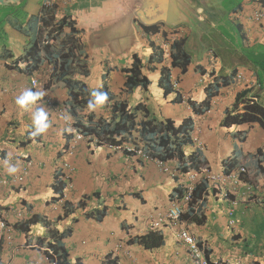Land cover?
<instances>
[{
    "label": "crops",
    "instance_id": "0c3cea01",
    "mask_svg": "<svg viewBox=\"0 0 264 264\" xmlns=\"http://www.w3.org/2000/svg\"><path fill=\"white\" fill-rule=\"evenodd\" d=\"M80 1L56 0L60 7L57 17L69 16L68 9ZM86 1L88 7L104 11L105 3L118 10L135 0H118L115 4L108 0ZM139 1L145 4L144 11H148L147 0ZM183 1L195 12L196 21L191 26L167 27L161 21L151 26H159L161 30L176 29L187 39L192 65L185 74L178 73L184 94L199 104L207 100V87L217 79L236 70V77L241 75L243 80L236 78L233 84L220 88L213 97L219 100L215 108L208 114L197 115L186 103H174L172 96L163 94L162 64L155 61L148 64L150 40L143 29L151 26L140 24L138 20L134 22L138 35L134 54L143 61V75L149 85L133 92H125L122 69L132 62L134 54L116 64L111 57L91 51L83 31L82 60L89 74L79 76L78 80L90 92L105 86L110 101L95 110L84 109L80 121L85 122L86 111L95 115L96 121L110 120L115 103H125L131 110L141 104L136 112L139 122L151 118L170 119L179 125L194 116V129L199 128L197 135L204 145V170L221 173L224 162L234 159L235 170L244 166L247 175L242 181L237 180L236 190L229 183L207 182L206 192L194 200L191 207L184 208L179 226L173 227L163 217L172 196L183 192L187 178L176 181L154 161L143 158L142 151L148 153L145 143L115 145L118 149L114 150L104 143L94 145L80 141L69 154L75 120L69 112L71 101L67 88L51 79L54 60L43 54L40 70L29 76L24 58L37 41L39 23L36 18L47 1L0 0V179L17 176L24 164L29 169L21 185L0 184V211L9 224L33 216L46 218L45 222L40 220L31 225L27 234L13 230L9 241L0 239L5 242L1 264H50L45 254L46 242L42 239L50 231L68 229L71 232L65 240L68 264H108L109 258L117 259L118 264H192L187 249L175 240L178 229L187 230L206 249L212 264H264V172L259 171L255 160L264 159V131L257 125L230 128L221 125L242 91L253 86L247 99L264 101V89L259 91L257 86V76L264 77V6L262 0ZM255 12L263 13L260 21L254 20ZM211 35L222 38L215 47L218 51L208 49L201 58H194V52L204 50L202 36L210 38ZM230 51L250 54L251 58L244 66L241 64L242 67L231 71L220 62ZM210 52L215 55L214 74L203 78L202 72L210 68ZM32 79L37 81V88L31 87ZM154 87L161 91L159 99L151 95ZM26 89L45 93L34 107L45 109L50 127L35 138L29 136L32 113L19 109L15 103ZM239 109H243V104ZM191 151L193 148H189L188 152ZM63 162H68L74 170L64 193L66 211L62 209L63 202H51L57 196L52 188L57 185L56 176L64 175ZM165 166L171 165L165 163ZM261 166L264 167V161ZM9 167L16 171L9 172ZM196 177L197 182L204 180L201 173ZM230 221L234 224L230 225Z\"/></svg>",
    "mask_w": 264,
    "mask_h": 264
},
{
    "label": "trees",
    "instance_id": "16d2710c",
    "mask_svg": "<svg viewBox=\"0 0 264 264\" xmlns=\"http://www.w3.org/2000/svg\"><path fill=\"white\" fill-rule=\"evenodd\" d=\"M264 6V0L261 1ZM60 7L58 4L51 6H43L41 14L36 18L39 23V35L37 41L34 42L31 48L26 52L24 58L27 63V74L30 76L40 70L43 54L48 56L47 59L54 60L52 67V78L56 82H61L68 90V96L71 101L69 112L74 118V127L80 129L84 134L93 136L101 143H108L111 145H137L139 142L145 143L146 152L150 157L159 159L163 163H168V168L176 173L175 180L184 178L187 173L195 172L200 173L204 169L205 162L202 152L194 147L191 140V133L194 130V122L191 117L182 120L179 125H176L172 120H155L145 119L140 122L137 121L136 112L140 109L141 104L137 105L133 110L129 109L125 103H115L111 109L110 120H94L95 115L86 111V119L81 123V115L83 110L87 109L89 99H91V92L86 85L78 80L79 76L86 77L89 74L87 64L82 60L83 58V31L77 28L76 19L72 16L64 15L58 18V11ZM159 26L145 27L143 30L146 35L151 38L162 34V37L169 41H174L170 47V66H167L164 60V50L160 45L155 42L149 41L151 54L149 55L148 64L156 62L162 64L160 69L161 89L165 96H172L174 103L182 102L180 95H176L171 86V74L179 71L185 74L192 65V55L187 48V39L185 35L179 34L176 29L161 30ZM214 55L213 52H210ZM210 55V54H209ZM215 58V57H214ZM132 62L122 69V74L125 79V92H133L134 89L141 87L147 88L149 81L143 75V61L137 54L131 58ZM203 75L207 71L202 72ZM214 73L211 72L209 77ZM236 70L227 77H221L214 83L209 84L207 87V100L202 103H193L189 101L192 111L200 115L204 108H207L213 99L217 96L218 90L222 87L228 86L235 82ZM52 83H49V86ZM257 86L259 91L264 89V77L257 76ZM253 87V86H252ZM242 91L233 106V109L227 111L221 125L224 128L245 126L253 127L257 125L264 131V101L258 102L247 99V93L252 89ZM98 91L107 93L105 86H102ZM108 96V94H107ZM258 96V95H256ZM258 98V97H257ZM110 101L108 99L106 102ZM243 104V109H239V105ZM243 110V111H242ZM189 148H193L191 153L188 152ZM125 152V151H124ZM259 153H262L259 151ZM260 155V154H258ZM259 171L264 172V167L261 163L263 158H255ZM224 173L229 174L235 170L236 161L234 159L224 162ZM245 174L244 176H246ZM60 176V177H59ZM56 176L58 180L57 185H53V190L56 197L51 199V202L56 203L62 200L63 192L67 187L66 181L62 175ZM207 180H199L192 192V198L187 207H191L196 199H200L204 192H206ZM181 193V196L183 195ZM179 194H174L171 199L177 197ZM66 200L63 201L62 209H67ZM183 216V215H182ZM39 217L33 216L28 220H19L13 224L7 222L12 230L27 234L30 232V226L39 223L40 220L45 222L46 218L38 219ZM182 218V217H181ZM50 231L47 236L42 239L46 242L45 254L49 263L55 264H68V252L65 240L70 236L69 231ZM42 244V241H38ZM5 242L0 240V255L4 249ZM207 257V252H206ZM111 260V261H110ZM209 263L210 260L207 258ZM118 260L109 258L108 264H118ZM1 264V261H0ZM74 264H82L75 262Z\"/></svg>",
    "mask_w": 264,
    "mask_h": 264
},
{
    "label": "built area",
    "instance_id": "2783aa9c",
    "mask_svg": "<svg viewBox=\"0 0 264 264\" xmlns=\"http://www.w3.org/2000/svg\"><path fill=\"white\" fill-rule=\"evenodd\" d=\"M46 1L47 2L45 3L44 6H51V5L56 4V0H46ZM253 18L255 21H260L263 18V13L255 12L253 14ZM145 37L146 38L148 37V41L150 40L152 42H155L162 47V49L164 50L165 63L167 66H169L171 68V66H170V47H171V44L174 40L169 39V41L166 42V40L162 37L161 33H159V35H156L153 38H151L150 36H148L146 34H145ZM209 56H210V60H211L210 68L208 69L207 73L204 74L203 78L208 77L210 75V73L213 72V70H214V66H215L214 56L212 53H210ZM176 74H177L176 72L171 74V86H172L174 92L176 93V95L178 94L182 98V103H186L188 105V107L190 108V111H191L192 107L189 105V101H191L190 97L187 93L184 94V92L180 86L179 78ZM237 78L239 81L243 80L241 75H238ZM200 81H203L202 78L200 79ZM30 84H31L32 88H37V81L36 80L32 79ZM218 102H219L218 99H215V98L212 99L211 104L207 108H204L202 110L203 112L201 114L210 113L215 108V106ZM191 119L193 121L196 120L194 116H193V118L191 117ZM73 124H72V126L74 128V138L71 141L73 146L70 148L69 154H71L72 151H74L75 145L80 141H87L88 144L102 145V143L99 142L98 139L94 138L93 136L84 134L80 129L75 128ZM198 132H199V128L195 127V129L191 133V140L193 141L194 147L196 149H199L201 152H203L204 145L200 141L199 136L197 135ZM105 145L110 149H114V150L118 149L116 146L108 144V143H106ZM127 150L131 151V149H129V148H127ZM142 155H143V158H145L147 161H154L159 167H161L163 172L170 175L171 177H174L176 175V173H174L168 167H166L163 162L150 157V155L148 153H145L142 151ZM61 168L64 171V175H63L64 180L66 181V183H70L72 174L74 173L73 167L68 162H63V163H61ZM236 170L230 172L229 174H226L224 172L211 174V173H209L208 170L202 169V171L200 173L204 176V179H206L207 182L210 184L227 185V183H229V184H232L233 185L232 188L234 190H236L237 184H238L237 180L239 179L240 181H242V177L248 173V171L246 170V168L244 166H240ZM28 171H29L28 165L24 164V165H22L21 171L17 176L10 177L9 179H7V178L6 179H0V184L4 185V184H10L11 183V184H14L15 186L21 185L24 182L25 178L27 177ZM234 173H235V175H234ZM197 174H199V173H195V172L187 173L185 175V177L187 178V181L184 184L183 195L182 196L178 195L177 197H174V199L170 200L171 204H170L169 208L167 209V212L163 218L165 219V221H167L173 227L179 226V221H180L181 216L183 214L184 208L188 206V204L192 198V192H193V190L196 186V183H197V177H196ZM66 189H68V187L65 188V190L63 192V197H62L61 202H63L65 200L66 194H64V193H65ZM228 194L229 193L226 191L225 196H227ZM4 216H5L4 213L2 211H0V239L4 238V241H9L11 239L10 233L13 230L11 227H9L10 230H8L7 220H6V218H4ZM229 224L233 225L234 221H230ZM175 239L177 240V242L179 244H181L183 247H185L187 249L188 255L192 260V264H212V263H209L207 261L206 249H204L202 246H200L198 244V242L196 241V239L192 235H190L187 230L178 229L176 232V235H175Z\"/></svg>",
    "mask_w": 264,
    "mask_h": 264
},
{
    "label": "water",
    "instance_id": "95a60500",
    "mask_svg": "<svg viewBox=\"0 0 264 264\" xmlns=\"http://www.w3.org/2000/svg\"><path fill=\"white\" fill-rule=\"evenodd\" d=\"M115 4L118 0H108ZM113 1V2H111ZM82 0L68 9V15L77 19V28L85 31V41L93 52L111 57L116 64L130 59L138 46L135 20L145 26L162 22L167 27L179 24L191 26L195 12L183 0H147V10L139 0L128 3L118 10L107 7H88Z\"/></svg>",
    "mask_w": 264,
    "mask_h": 264
},
{
    "label": "clouds",
    "instance_id": "9594fccd",
    "mask_svg": "<svg viewBox=\"0 0 264 264\" xmlns=\"http://www.w3.org/2000/svg\"><path fill=\"white\" fill-rule=\"evenodd\" d=\"M44 94L45 93L43 91H32L31 89H26L16 98L15 101L19 109L23 111H30L32 113L31 116L32 125H31V130L29 132V136L32 138L44 134L50 127L48 113L45 111V109L43 107H40L38 109L34 107L37 104V101L43 98ZM90 95H91V99H89L87 104V108L89 110H95L97 107L102 106L108 99L107 93L98 90H93ZM65 118L68 119L69 117L66 116ZM8 171L15 172L16 169L14 167H9ZM189 259L191 260L190 257Z\"/></svg>",
    "mask_w": 264,
    "mask_h": 264
},
{
    "label": "rangeland",
    "instance_id": "374dc122",
    "mask_svg": "<svg viewBox=\"0 0 264 264\" xmlns=\"http://www.w3.org/2000/svg\"><path fill=\"white\" fill-rule=\"evenodd\" d=\"M59 17H61V16H59ZM193 41L194 40L191 41V44H190L191 47H193V45H192ZM218 42H222V38L219 37L218 35H211L210 38H207V37L204 38V36H202V43H203L204 50L199 49L197 52H194L193 53L194 58L197 56L199 58H201L204 55L205 51H207L208 49L217 50L215 47L217 46ZM217 51H216V54L219 57L220 53H218ZM230 52L231 53L228 52L227 55L222 57V59H220V62H222V64H224L225 66H228L229 68H231V71L235 68L242 67L241 64H243V66H244L245 64H247V61L250 60L249 58H251L250 54H244V53L242 54V52L240 54L239 52L236 53L234 51H230ZM227 74H229V73H227ZM150 92L154 98L159 99L160 94H161V91L159 89L154 87ZM163 102H164V100H163Z\"/></svg>",
    "mask_w": 264,
    "mask_h": 264
}]
</instances>
